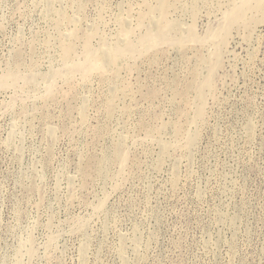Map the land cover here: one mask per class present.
Listing matches in <instances>:
<instances>
[{
    "label": "rangeland",
    "instance_id": "374dc122",
    "mask_svg": "<svg viewBox=\"0 0 264 264\" xmlns=\"http://www.w3.org/2000/svg\"><path fill=\"white\" fill-rule=\"evenodd\" d=\"M0 264H264V0H0Z\"/></svg>",
    "mask_w": 264,
    "mask_h": 264
},
{
    "label": "bare ground",
    "instance_id": "6f19581e",
    "mask_svg": "<svg viewBox=\"0 0 264 264\" xmlns=\"http://www.w3.org/2000/svg\"><path fill=\"white\" fill-rule=\"evenodd\" d=\"M157 24V23H156ZM185 36V35H184ZM124 50V49H123ZM118 51V50H117ZM120 51V50H119ZM111 53H113V52H111ZM102 54V58H103V53H101ZM133 58V57H132ZM112 59V54H109V51H108V54L104 57V61L103 62H107V64H108V62H110V60ZM98 60V59H97Z\"/></svg>",
    "mask_w": 264,
    "mask_h": 264
}]
</instances>
